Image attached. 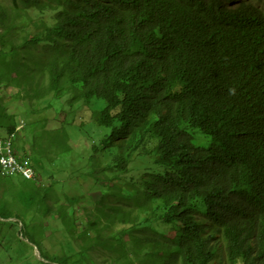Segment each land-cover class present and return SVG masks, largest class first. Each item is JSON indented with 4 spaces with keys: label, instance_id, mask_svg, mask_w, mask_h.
<instances>
[{
    "label": "trees",
    "instance_id": "1",
    "mask_svg": "<svg viewBox=\"0 0 264 264\" xmlns=\"http://www.w3.org/2000/svg\"><path fill=\"white\" fill-rule=\"evenodd\" d=\"M57 1L22 0L13 10L14 21L37 28L19 50L43 54V97L105 103L92 108L106 134L89 139L88 173L106 176L98 187L120 203L106 212L105 229L128 254L136 246L159 264H215L217 242L222 264H264V10L249 0ZM66 126L51 137L60 156L72 151ZM147 160L152 166L129 176ZM117 170L124 182L110 186ZM3 184L22 185L17 201L27 210H58L38 179L0 176ZM59 246L48 258L71 262L74 252Z\"/></svg>",
    "mask_w": 264,
    "mask_h": 264
},
{
    "label": "rangeland",
    "instance_id": "2",
    "mask_svg": "<svg viewBox=\"0 0 264 264\" xmlns=\"http://www.w3.org/2000/svg\"><path fill=\"white\" fill-rule=\"evenodd\" d=\"M46 1L58 3L57 0ZM249 1L264 10V0ZM0 4L11 15L7 18L5 10H0V138L8 139L11 133L23 126L22 132L15 135L18 158L32 165L38 183L46 186L44 189L52 188L54 194L48 199L59 206L54 214L47 215L40 210L42 205L27 210L24 201H17L21 184L1 185L0 197H5L8 203L3 202L5 206L0 208V264H159L139 249L135 250L136 246H131L132 252L128 254L127 242L105 229L109 222L106 212L120 203L113 199L114 192L104 196L103 188L98 187L97 184L108 181L106 176L101 175L95 181L88 174L92 167V142L89 139L98 144L106 134L94 125L92 108L98 105L99 109H103L105 103L95 102L90 108L82 99H78L76 103L67 100L63 105L61 101L43 97V91L39 94L38 84L42 81L44 68L43 54L37 50H19L24 44L23 36L27 41L30 35L37 32V28L30 25L26 29L25 19L14 21L13 10L23 7L22 0H0ZM12 40H16L15 48ZM71 122L69 127L66 126ZM62 126H66L71 137L69 144L72 151L60 156L51 137ZM87 131L91 138L87 137ZM197 139L200 146H207V139ZM98 159L104 166L109 164L104 156ZM148 166H152L151 160L136 161L129 176L138 177L139 172L146 171ZM117 175H123V172L117 170L114 174H108L112 182L108 183L110 186L119 180L124 182L121 178H114ZM11 179L17 183L25 181L19 177ZM102 199L107 202L100 205L97 214L89 215L96 212L95 208ZM202 215L206 220L205 212ZM167 229L172 227L168 226ZM144 235L152 236L154 231L146 230ZM171 235L174 233H169ZM133 238L134 234H130L126 239ZM92 241L99 243L90 254L88 246ZM62 244L74 252L71 262L48 258L49 253L58 252ZM217 246L215 264H222L227 260L225 247L219 242Z\"/></svg>",
    "mask_w": 264,
    "mask_h": 264
},
{
    "label": "built area",
    "instance_id": "3",
    "mask_svg": "<svg viewBox=\"0 0 264 264\" xmlns=\"http://www.w3.org/2000/svg\"><path fill=\"white\" fill-rule=\"evenodd\" d=\"M22 130L23 126L21 125L8 139L0 138V176L36 180L37 174L32 165L28 161L20 160L16 154L15 135Z\"/></svg>",
    "mask_w": 264,
    "mask_h": 264
},
{
    "label": "clouds",
    "instance_id": "4",
    "mask_svg": "<svg viewBox=\"0 0 264 264\" xmlns=\"http://www.w3.org/2000/svg\"><path fill=\"white\" fill-rule=\"evenodd\" d=\"M229 94H235V89L234 88H230L229 89ZM16 131V130H15ZM22 132V131H21ZM14 134V133H13ZM11 136V135H10ZM16 154H17V152H16ZM17 157H18V154H17ZM19 178H21V179H26V178H22V177H19ZM37 179H38V177H37ZM36 179V180H37ZM26 180H28V179H26Z\"/></svg>",
    "mask_w": 264,
    "mask_h": 264
}]
</instances>
